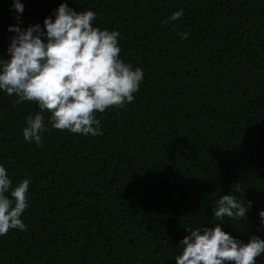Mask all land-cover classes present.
I'll use <instances>...</instances> for the list:
<instances>
[{"label":"trees","instance_id":"trees-1","mask_svg":"<svg viewBox=\"0 0 264 264\" xmlns=\"http://www.w3.org/2000/svg\"><path fill=\"white\" fill-rule=\"evenodd\" d=\"M61 2L118 31L143 80L131 103L96 114V136L54 129L0 90V165L13 187L30 181L26 230L0 236V264H176L185 228L220 223L213 208L229 193L246 218L223 230L264 239V0H20L23 12L0 0V59L9 26L43 30ZM37 113L40 146L23 137Z\"/></svg>","mask_w":264,"mask_h":264},{"label":"clouds","instance_id":"clouds-1","mask_svg":"<svg viewBox=\"0 0 264 264\" xmlns=\"http://www.w3.org/2000/svg\"><path fill=\"white\" fill-rule=\"evenodd\" d=\"M17 12H23L20 0H13ZM183 15L177 10L169 17L177 21ZM96 14L90 10L75 11L66 2L55 10V17H45L39 24L21 30L11 38L7 59H0V90L21 102H34L41 113H49L51 126L57 130L96 136L102 134L96 114L109 108H120L134 100L143 72L120 58L118 31L93 26ZM188 33H182L186 39ZM37 113L27 119L23 129L26 141L42 144L45 117ZM30 181L13 187L5 167L0 165V236L11 229L26 230L21 216L28 207ZM235 191L241 192L239 187ZM10 193V196L8 195ZM251 203L250 201L248 202ZM246 204L233 194L221 195L213 214L212 227L185 228L189 235L179 244L182 251L176 264H256L264 254V239L251 236L241 242L221 227L224 218H246ZM264 224V210L259 212Z\"/></svg>","mask_w":264,"mask_h":264}]
</instances>
